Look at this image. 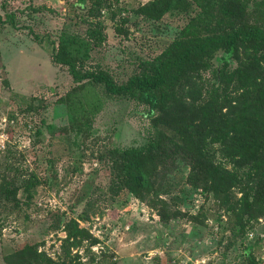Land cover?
Returning a JSON list of instances; mask_svg holds the SVG:
<instances>
[{
    "label": "rangeland",
    "instance_id": "374dc122",
    "mask_svg": "<svg viewBox=\"0 0 264 264\" xmlns=\"http://www.w3.org/2000/svg\"><path fill=\"white\" fill-rule=\"evenodd\" d=\"M95 2L0 0V16L15 18L0 25V264L27 245L55 264H249L250 256L264 264V216L242 226L231 215L242 213L239 188L227 201L202 180L194 185L188 143L213 115L237 117L239 102H256L264 88L256 45L214 50L157 110L79 85L53 60L64 33L84 38L92 26L104 42L78 59L80 69L126 84L241 22L264 29V0ZM129 149L147 179L138 195L120 158Z\"/></svg>",
    "mask_w": 264,
    "mask_h": 264
},
{
    "label": "trees",
    "instance_id": "16d2710c",
    "mask_svg": "<svg viewBox=\"0 0 264 264\" xmlns=\"http://www.w3.org/2000/svg\"><path fill=\"white\" fill-rule=\"evenodd\" d=\"M102 2L104 0H96L95 5L100 6ZM83 6L82 2L80 7ZM44 10L51 12V9L47 8H38L35 11ZM14 21L13 15L8 16L6 20L0 16V25H14ZM69 23L77 22L72 20ZM85 34L86 37L81 38L64 33L60 50L53 55L54 62L68 67L73 80L79 85L99 86L109 96L135 98L155 110L176 94L184 81L191 84V74L197 70L201 61L216 49L224 48L229 55H233L239 45L254 44L262 51L261 56L264 59V29L241 22L222 33L194 41L177 56L155 62L153 75L135 76L128 83L119 85L106 72L80 69L78 59H89L92 49L104 42L102 30L98 28L89 26ZM94 100H86V106H90ZM99 101L97 100L98 103ZM235 109L237 117L222 112L215 114L210 119L207 132L192 135L188 141L195 160L190 181L195 185L200 183L198 180H202L207 191L214 196L224 197L227 201L229 192L233 188H239L243 195L239 202L242 213L238 215L237 210L233 209L232 219L242 226L251 227L257 218L264 216V88L254 104L239 102ZM120 158L129 176L128 187L133 194L138 195L147 183L141 155L138 150L129 149L121 152ZM37 184L38 181L34 180L26 185L28 197ZM5 192L8 193L7 189L2 191L6 196ZM5 262L55 264L45 259L33 245H27L8 255ZM249 264L262 262L250 256Z\"/></svg>",
    "mask_w": 264,
    "mask_h": 264
}]
</instances>
